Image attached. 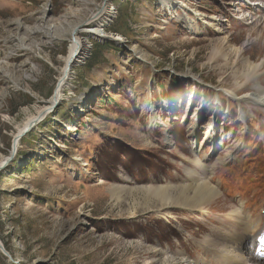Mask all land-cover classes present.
Segmentation results:
<instances>
[{
    "label": "rangeland",
    "instance_id": "rangeland-1",
    "mask_svg": "<svg viewBox=\"0 0 264 264\" xmlns=\"http://www.w3.org/2000/svg\"><path fill=\"white\" fill-rule=\"evenodd\" d=\"M89 1L0 0V159L9 156L24 110L48 105L56 89L69 53L63 29L109 1L115 14L105 30L122 37H89V55L71 68L62 100L0 171V240L9 254L0 252V264H158L157 247L217 264L212 245L200 243L212 218L218 226L244 202L258 206L253 217L264 216V198L244 200L264 192V104L243 97L264 87V0H178L219 20V31L199 20L193 32L175 4ZM41 8L58 38L22 28L16 37L39 46L7 57L13 23L31 28ZM244 58L260 65L257 73ZM195 161L209 168L218 203L202 211L142 204L137 188L185 183L187 169L203 173ZM239 192L246 198L229 196Z\"/></svg>",
    "mask_w": 264,
    "mask_h": 264
},
{
    "label": "bare ground",
    "instance_id": "bare-ground-1",
    "mask_svg": "<svg viewBox=\"0 0 264 264\" xmlns=\"http://www.w3.org/2000/svg\"><path fill=\"white\" fill-rule=\"evenodd\" d=\"M80 1L82 2L81 3L82 5H89L87 4L89 0H80ZM246 1L247 4L249 5L255 3L257 6V4H259L254 2V0H246ZM89 2L92 3L91 1ZM159 4L162 8H167L168 10H171L172 4H175L178 8H180L182 15L177 16V18L180 17L181 18L180 21L183 22L185 26L192 32L197 29V21L199 20L205 26H210L211 28H214L215 30L219 31L220 23L219 24L217 23L219 22V20H217L214 17H210L205 14H199L198 12L193 11L192 8H190L185 3H182V1L160 0ZM114 10H115L114 5L111 2L106 1L104 2L102 8H99L95 13H91V15H89L86 19H84L82 23H79L78 25L76 24V26H72V27L70 26V28L67 31L63 29V32L65 34H68L69 37L68 38L69 53L64 58L65 61L61 72V78L59 79L55 89V99H58L59 102L62 100L63 91L68 85L67 80L70 76L71 68L75 65H78L79 63L80 64L83 63V61L89 55L91 49L90 46L91 43L89 41V37L99 41L118 42L120 41V39L122 40V37L120 35H113L112 33H109L105 30V25H107L111 21L110 18L113 17L115 14ZM175 14L178 13L174 11L173 15ZM55 25H56L55 22L51 23L50 20L47 21L45 17V9L42 8L41 11L38 12V16L34 18V25L29 29L26 28L25 24H23L21 21L16 20L13 23L12 35L8 36L4 40L6 42V45L8 42L12 44L7 47V57L11 56L15 52H18L19 50L31 52L32 48L39 46L40 43L39 39L33 41L32 43L30 42L27 43V39L24 36L18 35L19 37H16V34L20 33V30L22 28L26 30V32H28L29 34L32 35L37 34L40 35L42 38L52 39L53 37L58 38L52 32V27H54ZM17 38L18 40H16ZM225 38L226 37L222 38L220 41L225 42L226 40ZM72 53H76V56L73 58L71 64L69 65V58L72 55ZM239 53H240V49L238 50L237 54ZM242 60L246 68L249 67L252 70L255 69V73L258 72L257 70L260 68V65L252 66L251 64L253 63H251L247 58H244ZM3 62L7 63L6 60H4ZM68 66L69 69L67 68ZM0 70H2V68ZM1 72H3L4 77L7 76L6 70L5 71L3 70ZM253 78L255 79V74L250 75V77H247L246 80L247 82L245 83V86L247 85L251 86L254 83L252 82ZM247 92L248 93L244 94L243 97L246 95H253L256 98H258L257 102L264 104V87H261L260 89L256 88V90H254L253 92L251 91H247ZM248 98L250 99V97ZM52 102L53 99L51 98L48 105L46 106H37V105L34 106L33 113H31L28 108L24 110L25 118L22 124L17 127L18 130L14 135L15 138L13 139V142L15 141L14 147L16 148V151L18 150L20 143V139L17 140L18 135L25 128L29 127L31 124L34 125V123L37 122L38 120L37 118H40L41 116H43V114L46 113L47 110H50L52 108L51 107ZM227 156L228 154L225 155L223 159H226ZM5 160H6L5 157L0 159V166L3 165ZM196 161L194 162V164L197 167L199 164ZM199 166H201L200 170L203 171V173L201 174V173H197V171H194L193 169H187L186 170L187 177L185 178L186 180L185 183L167 184L164 186L147 185L137 188L136 192H138L143 197L142 204L144 203V205H146L150 202H155L156 204H159L158 207H163L166 210L173 206H179V207L181 206L185 208L187 207L199 208V210L202 211L210 203L211 204L218 203L219 199H221L218 194L220 190H218L217 186L214 183H212L211 175H210L211 173L209 171V168L204 164ZM119 189L120 187L114 186L111 190V196L116 200H119L121 198L120 197L121 190ZM130 192H132V189L130 190ZM261 195H264V193L260 192V195L258 196ZM229 196L232 199H236L237 201H240L239 198L242 199L246 198V194L244 192H239L238 194L230 193ZM256 197L257 196L255 197L249 196V198L244 200L246 201L253 200ZM232 199H230V201ZM242 206L236 205V207L233 208L232 212L229 215H227L226 217H221L220 221L218 222L219 224L218 226L213 227L216 218L214 219L212 218L213 221H210V227H212V233H209L208 235L205 234L204 239L200 240L201 244L209 243V245H212L211 246L212 251L215 253L216 256H218L215 257L214 259L215 261H217V264H264L263 261L261 262L257 261L254 255H250L249 258L246 257L247 261H245V263H241V258L243 257V252H244L242 250L243 249L246 250L247 241L249 239L256 238L258 232L261 230L259 228L260 222L262 220L264 221V216L253 217V215H255V213L257 212L258 206H255L253 204H248L246 202H244ZM133 207L135 206H131V209H134ZM251 207L253 208L252 209L253 214L248 212V208ZM226 221H229L228 227H225ZM241 242L243 243L242 247L240 246ZM235 248H237L236 252H235ZM157 251H160V247L159 248L157 247V250H155L154 252V254H156L155 256L158 258V260H156L158 261V264H201V261L199 259L191 260V258H189V256L183 251L174 252V253L160 251L161 253L158 254ZM0 252L2 253L1 250ZM206 262L208 263V261Z\"/></svg>",
    "mask_w": 264,
    "mask_h": 264
},
{
    "label": "water",
    "instance_id": "water-1",
    "mask_svg": "<svg viewBox=\"0 0 264 264\" xmlns=\"http://www.w3.org/2000/svg\"><path fill=\"white\" fill-rule=\"evenodd\" d=\"M76 56V53H72V55L70 56V58H69V65L71 64V61L73 60V58ZM68 69H69V66L67 67ZM52 99H53V102H52V105H51V109L50 110H47L46 111V114H43V116L42 117H40V118H37L38 120V122H41L45 117H46V115H47V113H50L51 111H53L55 108H56V106L59 104V100L58 99H55V91H54V93H53V95H52V97H51ZM36 127V125H33V124H31L29 127H27V128H25L19 135H18V138H17V140L18 139H21L26 133H28L29 131H31L32 129H34ZM15 138V137H14ZM13 138V139H14ZM15 142V141H14ZM14 142L12 141V145H11V151H10V153H9V156H8V158L5 160V162L3 163V165L2 166H0V171L2 170V169H4L7 165H8V163L13 159V157H14V155H15V151H16V148L14 147ZM0 250L2 251V254L5 256V257H8L9 258V254L7 253V251L5 250V248L3 247V244L1 243V241H0Z\"/></svg>",
    "mask_w": 264,
    "mask_h": 264
}]
</instances>
